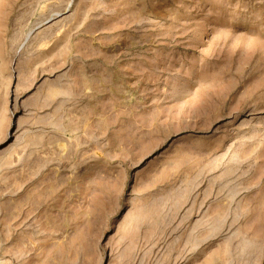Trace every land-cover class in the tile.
Here are the masks:
<instances>
[{"label": "rangeland", "instance_id": "obj_1", "mask_svg": "<svg viewBox=\"0 0 264 264\" xmlns=\"http://www.w3.org/2000/svg\"><path fill=\"white\" fill-rule=\"evenodd\" d=\"M0 264H264V0H0Z\"/></svg>", "mask_w": 264, "mask_h": 264}]
</instances>
